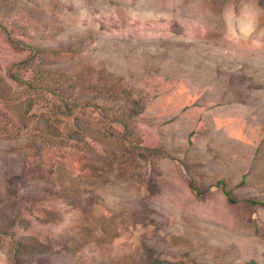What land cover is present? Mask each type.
Wrapping results in <instances>:
<instances>
[{"label": "rangeland", "instance_id": "374dc122", "mask_svg": "<svg viewBox=\"0 0 264 264\" xmlns=\"http://www.w3.org/2000/svg\"><path fill=\"white\" fill-rule=\"evenodd\" d=\"M251 200L264 0H0V264H264Z\"/></svg>", "mask_w": 264, "mask_h": 264}, {"label": "trees", "instance_id": "16d2710c", "mask_svg": "<svg viewBox=\"0 0 264 264\" xmlns=\"http://www.w3.org/2000/svg\"><path fill=\"white\" fill-rule=\"evenodd\" d=\"M8 40H9L10 44H13L15 46H21V48H28L31 51V55L29 56V58L26 60V63H25L27 66H30V68L34 66L36 56L43 52L40 49L34 48V47H32V46H30L28 44H25L22 41L13 40V39H10V38H8ZM85 41H86L85 39H81L76 44L68 46L65 50L62 51V53L64 52V53L82 54V52L85 50V46H86L85 45ZM54 53H57V52L55 51ZM16 66L17 65L14 64V65L11 66V68H15ZM11 68L8 71V76H9L10 80L16 81V82H22L23 80L20 79L17 74H15V71L11 72ZM34 72H36V71L32 70V73H34ZM43 73H47V72H45V71L44 72H40V73H39V71L37 72L38 75L41 74L42 76H43ZM24 82H27V81H24ZM28 84L31 86L30 83H28ZM33 105H34L33 101L28 99L27 105H26V107L24 109V117L29 114L30 110L33 108ZM184 175L186 176V178L188 180L189 187H190L192 193L196 196L197 199L204 198V196L208 192H211L213 190H220L224 194V196L226 197V200H227V202L229 204L235 205V204L239 203L238 201H236L233 198L232 190H231V188L229 186V183L226 180L219 179L215 183L209 185L204 191H200L196 187L193 178L190 177V175L185 170H184ZM249 202L251 204H253V205H260V206L264 207V202H258V201H254V200H251ZM16 244H17V247H16L17 250H19V248H22V243L21 242L18 241ZM23 248H25V246H23ZM26 248L34 250V251L36 250L35 247L32 246V245H30L29 247H26Z\"/></svg>", "mask_w": 264, "mask_h": 264}, {"label": "clouds", "instance_id": "9594fccd", "mask_svg": "<svg viewBox=\"0 0 264 264\" xmlns=\"http://www.w3.org/2000/svg\"><path fill=\"white\" fill-rule=\"evenodd\" d=\"M251 30H252V29H251V25H249V26H248V32H249V34H250Z\"/></svg>", "mask_w": 264, "mask_h": 264}]
</instances>
